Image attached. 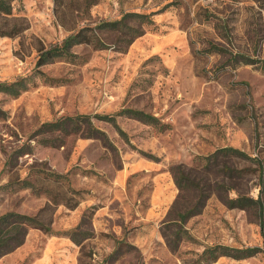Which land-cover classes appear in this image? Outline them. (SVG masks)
<instances>
[{"label":"rangeland","instance_id":"374dc122","mask_svg":"<svg viewBox=\"0 0 264 264\" xmlns=\"http://www.w3.org/2000/svg\"><path fill=\"white\" fill-rule=\"evenodd\" d=\"M12 6L29 28L16 38L0 36V82L32 80L17 97L0 92V214L34 215L53 199L58 203L47 214L52 233L29 228L0 264H205L201 254L214 245L261 251L211 264H264V0H14ZM127 11L153 13V24L124 52L106 33L105 49L76 45L75 60L42 66L55 82L33 75L40 46ZM123 107L167 126L117 116L126 140L112 124L92 118L106 139L70 134L59 146L40 143L43 135L35 132L67 115ZM225 146L247 158H219L232 174L220 166L206 171L199 157ZM176 165L210 184L201 212L185 222L178 213L196 193L179 192L171 173ZM49 171L66 178L55 182ZM24 179L33 190L21 186ZM62 193L78 205L67 207L55 196ZM237 195L260 199L262 209L229 208L224 198ZM176 229L184 233L171 251L166 237L173 239ZM73 231L89 235L76 244Z\"/></svg>","mask_w":264,"mask_h":264},{"label":"trees","instance_id":"16d2710c","mask_svg":"<svg viewBox=\"0 0 264 264\" xmlns=\"http://www.w3.org/2000/svg\"><path fill=\"white\" fill-rule=\"evenodd\" d=\"M13 1L14 0H0V36L2 37H19L29 28V23L25 17L13 14ZM152 15L153 13L127 11L122 13L118 19L104 20L95 25L79 27L75 31L66 35L59 43L52 44L48 47L40 46L38 48L33 75L43 77L44 80L48 82H55L54 78L45 76V73L40 69L42 66L57 60H75L78 55L72 49L76 45H90L97 50L105 49L107 43L104 34L106 33L114 36L113 48L116 51L124 52L134 39L145 32L146 26L153 24ZM212 48L219 52L226 50L225 48L216 45H212ZM241 58H243L246 63L251 61V59L244 55H242ZM31 80L32 76L29 75L19 76L11 81H1L0 92L11 97H17L21 92L28 89ZM117 116L132 118L149 125H159L160 128L167 126L166 124L159 123V119L150 113L144 112L140 109L123 107L115 114L67 115L52 121L43 122L35 132L36 134L43 135L40 143L50 146L61 145L63 136H68L70 134L84 133V136L87 137L103 136L106 139L105 133L93 124L92 118H94L112 124L116 131L127 140L126 134L116 122ZM22 148L23 147L19 148V150ZM140 152L147 157L151 156L143 151ZM230 155L247 158V155L242 151L230 146H225L218 148L209 155L201 156L199 159L204 162V169L206 171H210L214 169V167L220 166V169L217 167L218 171L232 174L235 172L234 168L230 167L225 161L219 162L220 157L226 158ZM171 173L179 192L182 193L185 190H189L196 193L195 202L183 212L178 213V220L180 222H185L188 218L201 212L205 205V201L209 196L208 191L210 184L201 183L199 179L193 177L190 174L191 172L185 170L181 165L171 167ZM47 176L55 182L66 178L64 174L56 173L54 171H49ZM20 182L22 187L31 188L32 190L34 189V184L30 181L24 179ZM71 191L74 193L79 192L78 190L73 189H71ZM55 196L60 197L70 209H73L78 205L77 200L70 201V197H66L64 193H62L61 196ZM56 199H53L50 203H46L34 215H28L16 211H8L0 214V258L11 253L24 243L29 228H39L46 233H52L50 227L51 219L49 216L47 217V214L50 210H53L52 203H58ZM224 201L229 208H245L256 204L262 209L260 199L254 200L252 197L237 195L235 198H224ZM94 210L95 208L91 207L89 214L85 215V217H90ZM78 226H80V224ZM183 233L182 229H176L173 239L166 237L167 245L171 251L177 250ZM88 235L89 233L86 231L81 232L80 236H78L77 231L69 233L71 240L76 244H79L81 240L88 237ZM260 251L261 249L259 247L231 248L224 245H214L205 248L201 254V258L204 260L205 264H211L220 256H230L235 259H243Z\"/></svg>","mask_w":264,"mask_h":264},{"label":"crops","instance_id":"0c3cea01","mask_svg":"<svg viewBox=\"0 0 264 264\" xmlns=\"http://www.w3.org/2000/svg\"><path fill=\"white\" fill-rule=\"evenodd\" d=\"M5 256V255H4ZM2 258V257H1ZM1 258H0V260H1Z\"/></svg>","mask_w":264,"mask_h":264}]
</instances>
